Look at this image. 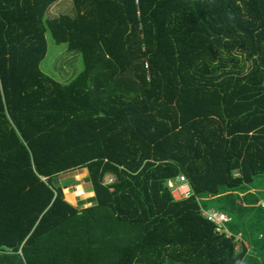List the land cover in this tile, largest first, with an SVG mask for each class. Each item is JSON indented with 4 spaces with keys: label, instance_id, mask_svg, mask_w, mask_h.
I'll return each instance as SVG.
<instances>
[{
    "label": "trees",
    "instance_id": "16d2710c",
    "mask_svg": "<svg viewBox=\"0 0 264 264\" xmlns=\"http://www.w3.org/2000/svg\"><path fill=\"white\" fill-rule=\"evenodd\" d=\"M57 1L0 0V264H264V0ZM46 31L82 53L69 83Z\"/></svg>",
    "mask_w": 264,
    "mask_h": 264
},
{
    "label": "rangeland",
    "instance_id": "374dc122",
    "mask_svg": "<svg viewBox=\"0 0 264 264\" xmlns=\"http://www.w3.org/2000/svg\"><path fill=\"white\" fill-rule=\"evenodd\" d=\"M76 12L73 0H62L54 3L48 11L49 16L60 13L74 15ZM47 52L41 61L40 70L59 83H69L84 71L82 53L68 48L65 43H56L50 32L46 31ZM87 171L79 170L59 177L62 184L69 183L71 186L63 189L64 200L68 201L77 209L93 206V194L86 190ZM71 180L75 184H71ZM255 190L259 197L264 200V181H257ZM206 209V208H205ZM212 209V208H207Z\"/></svg>",
    "mask_w": 264,
    "mask_h": 264
},
{
    "label": "built area",
    "instance_id": "2783aa9c",
    "mask_svg": "<svg viewBox=\"0 0 264 264\" xmlns=\"http://www.w3.org/2000/svg\"><path fill=\"white\" fill-rule=\"evenodd\" d=\"M135 4H138V0H135ZM145 69H148V65L146 63ZM108 183H112V180L108 179ZM165 185L174 202L183 201L189 199L192 196L188 181L184 176H178L176 179H174V181H167ZM261 207L264 208V201H261ZM200 213L203 218L215 225V231L218 234H225L227 237L232 236L228 228V224L231 222V217L229 215L219 210L204 209L202 206H200ZM239 237V235L236 236L235 241H239Z\"/></svg>",
    "mask_w": 264,
    "mask_h": 264
},
{
    "label": "crops",
    "instance_id": "0c3cea01",
    "mask_svg": "<svg viewBox=\"0 0 264 264\" xmlns=\"http://www.w3.org/2000/svg\"><path fill=\"white\" fill-rule=\"evenodd\" d=\"M60 1H62V0H59V1H57L56 3H59ZM52 7V6H51ZM64 84V83H63ZM87 174V173H86ZM93 204H94V202H93Z\"/></svg>",
    "mask_w": 264,
    "mask_h": 264
},
{
    "label": "water",
    "instance_id": "95a60500",
    "mask_svg": "<svg viewBox=\"0 0 264 264\" xmlns=\"http://www.w3.org/2000/svg\"><path fill=\"white\" fill-rule=\"evenodd\" d=\"M56 183H58V181H55Z\"/></svg>",
    "mask_w": 264,
    "mask_h": 264
}]
</instances>
